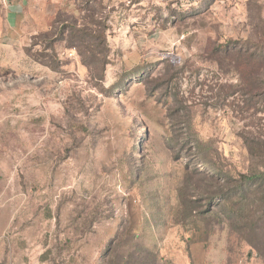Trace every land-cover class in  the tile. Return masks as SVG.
Returning <instances> with one entry per match:
<instances>
[{
	"label": "rangeland",
	"instance_id": "obj_1",
	"mask_svg": "<svg viewBox=\"0 0 264 264\" xmlns=\"http://www.w3.org/2000/svg\"><path fill=\"white\" fill-rule=\"evenodd\" d=\"M261 47L264 0H0V264H264Z\"/></svg>",
	"mask_w": 264,
	"mask_h": 264
},
{
	"label": "trees",
	"instance_id": "obj_2",
	"mask_svg": "<svg viewBox=\"0 0 264 264\" xmlns=\"http://www.w3.org/2000/svg\"><path fill=\"white\" fill-rule=\"evenodd\" d=\"M236 43H237V45H240L238 49H242V46L245 45V44H249L250 40H243L241 42L237 41ZM225 49L228 51L229 46H226ZM256 54H258L259 57L264 58V47H261L260 49L257 48V53ZM101 67H102V70H103L104 69V65L102 64ZM256 181H258V183L261 182V181L263 182L264 181V175L263 176H253V177L252 176H241L240 177V183L241 184H240L239 188L240 187L242 188L246 184L255 183Z\"/></svg>",
	"mask_w": 264,
	"mask_h": 264
}]
</instances>
